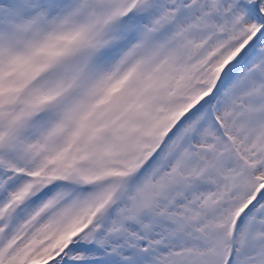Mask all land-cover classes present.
Masks as SVG:
<instances>
[{
  "label": "snow or ice",
  "instance_id": "snow-or-ice-1",
  "mask_svg": "<svg viewBox=\"0 0 264 264\" xmlns=\"http://www.w3.org/2000/svg\"><path fill=\"white\" fill-rule=\"evenodd\" d=\"M0 264H264V0H0Z\"/></svg>",
  "mask_w": 264,
  "mask_h": 264
}]
</instances>
